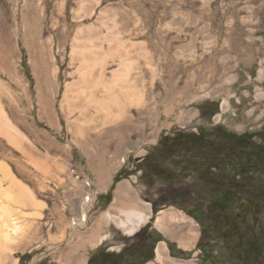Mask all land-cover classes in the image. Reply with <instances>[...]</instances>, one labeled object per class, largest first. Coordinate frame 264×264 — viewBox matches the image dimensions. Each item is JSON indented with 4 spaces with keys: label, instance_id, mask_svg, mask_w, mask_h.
<instances>
[{
    "label": "rangeland",
    "instance_id": "374dc122",
    "mask_svg": "<svg viewBox=\"0 0 264 264\" xmlns=\"http://www.w3.org/2000/svg\"><path fill=\"white\" fill-rule=\"evenodd\" d=\"M0 84L6 115L28 138L14 145L0 134V264H63L77 240L79 264L125 248L117 264H232L219 239L181 250L149 220L120 231L124 204L107 212L114 219L103 213L102 242L85 246V236L116 174L154 209L205 210L219 196L193 178L166 186L146 176L145 158L179 130L264 126V0H0ZM256 220L264 225V211Z\"/></svg>",
    "mask_w": 264,
    "mask_h": 264
},
{
    "label": "trees",
    "instance_id": "16d2710c",
    "mask_svg": "<svg viewBox=\"0 0 264 264\" xmlns=\"http://www.w3.org/2000/svg\"><path fill=\"white\" fill-rule=\"evenodd\" d=\"M205 108L201 106L204 114L211 115ZM145 161V175L166 186L193 178L217 189L219 196L207 209L195 206L186 210L201 226L199 241L221 240L232 264H264V225L256 220L264 211V126L256 132L241 133L221 124L201 127L197 132L179 130L163 135ZM120 178L116 174L114 183ZM152 235L144 240L153 241ZM140 244L132 246L134 253L140 251ZM124 250L92 254L88 264L96 259L95 264H117Z\"/></svg>",
    "mask_w": 264,
    "mask_h": 264
},
{
    "label": "crops",
    "instance_id": "0c3cea01",
    "mask_svg": "<svg viewBox=\"0 0 264 264\" xmlns=\"http://www.w3.org/2000/svg\"><path fill=\"white\" fill-rule=\"evenodd\" d=\"M112 185L113 188L111 189ZM102 187L103 189L98 192L99 195H106L108 193V191L106 190L111 189L109 201L106 203L104 207L105 211L102 212V215H97L94 218V221L92 223L93 225L88 231V233L92 232L94 234V237H91L90 240L85 244V246H91L96 242L100 243L105 238L106 235H100L101 230L105 226H108L109 228L110 219L105 218V216H103V213L113 212L112 210L114 209V206L116 204L125 205V210H123L124 217L121 218L119 216H116L114 220L119 226L116 227L120 231H123L125 233L126 228L134 223V221L138 218V216H131L129 219H127L128 216L125 214V211L127 209L136 207L143 210V212L148 216V219L140 223L134 230V232L137 231L142 224L149 220V222L152 223V228L156 233L160 235V238L162 240H165V242L172 243L174 246H176L177 249L193 250L197 246L201 236V227L199 223L194 219V217L190 216L187 213L186 210L189 207L181 206L180 204H167L156 209H154L152 206L148 207L146 206L147 202L145 198H143V201L145 202L142 203L134 197L132 191L133 186L129 182V180L126 179H119L115 183L113 179V182L110 184L109 188L108 186L106 187V185ZM180 213L184 215V220H180V218H178L181 216ZM174 215L176 216V218L174 217ZM107 216L111 219H114L112 216H110L109 213H107ZM123 224H125V226H123ZM99 237L101 239L100 241ZM79 245H81V242L78 243V246ZM78 255V258H81V253H78Z\"/></svg>",
    "mask_w": 264,
    "mask_h": 264
},
{
    "label": "bare ground",
    "instance_id": "6f19581e",
    "mask_svg": "<svg viewBox=\"0 0 264 264\" xmlns=\"http://www.w3.org/2000/svg\"><path fill=\"white\" fill-rule=\"evenodd\" d=\"M2 20V19H1ZM114 25V24H113ZM74 47H78V44L75 45L74 44ZM74 50V53L77 52L76 49H73ZM7 52V51H6ZM5 52V53H6ZM107 53V52H106ZM105 53V54H106ZM111 53V52H110ZM109 53V54H110ZM108 54V53H107ZM106 54V55H107ZM103 60V59H102ZM102 60L100 61V63L102 64ZM106 60V59H105ZM104 64V63H103ZM128 67V66H127ZM101 70V69H100ZM126 75V74H125ZM123 77V74L121 75V78ZM120 78V79H121ZM102 82V81H101ZM99 84V83H98ZM106 85V84H105ZM3 89L2 85L0 84V93H1V90ZM1 98V96H0ZM104 100H102L101 102H103ZM100 102V101H98ZM106 103V102H105ZM0 134H2L3 136H5L8 141L12 142L14 145L16 144H19L21 143L22 145V140L25 141L28 140V138L23 134L21 133L18 128L13 124V122L9 119V117L6 115V112L3 108V104L0 100ZM24 143V142H23ZM27 143V142H26ZM31 144V143H29ZM28 144V145H29ZM25 145V143H24ZM27 145V146H28ZM0 166H3L1 163H0ZM4 167V166H3ZM1 168V167H0ZM3 172L5 173V175L7 174V169L4 167L3 169ZM2 174V173H1ZM3 175V174H2ZM12 179V178H11ZM12 181L14 183H16L14 181V179H12ZM14 183H11V184H14ZM6 193H8L6 191ZM90 200L89 197L85 198V202H88ZM125 214L128 216L127 219H129L131 216H138V218L134 221V223H132L129 227L126 228L125 230V233L127 234H131L134 232V230L138 227V225L144 221H146L148 219V216L146 215V213L143 212V210L139 209V208H136V207H131L130 209H127L125 211ZM181 215V216H180ZM180 220H184V215L180 213ZM174 217L176 218V216L174 215ZM86 221V215L83 214V216H81L79 218V221L78 219L77 220H73L71 222V225L73 227H75L77 225V222H85ZM123 226H125V224H123ZM94 234L92 232H89L85 238L86 239H90L91 237H94L93 236ZM77 238H78V233H77ZM165 246L164 244H159L157 245V247L155 248V259L162 263L163 262V259H164V253H165ZM78 240L76 241L75 245L73 248H71L69 251H66L65 253V256L62 258V261H63V264H71L73 262H75L76 264L78 263H82V261H84V258L81 257V258H78ZM79 259V260H78Z\"/></svg>",
    "mask_w": 264,
    "mask_h": 264
},
{
    "label": "built area",
    "instance_id": "2783aa9c",
    "mask_svg": "<svg viewBox=\"0 0 264 264\" xmlns=\"http://www.w3.org/2000/svg\"><path fill=\"white\" fill-rule=\"evenodd\" d=\"M88 183V182H87ZM87 185H89V184H87Z\"/></svg>",
    "mask_w": 264,
    "mask_h": 264
}]
</instances>
